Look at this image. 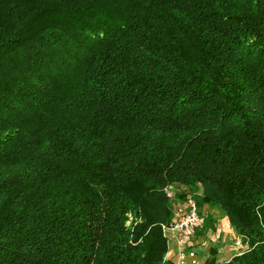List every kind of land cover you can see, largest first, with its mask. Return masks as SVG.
Returning a JSON list of instances; mask_svg holds the SVG:
<instances>
[{
  "label": "trees",
  "instance_id": "obj_1",
  "mask_svg": "<svg viewBox=\"0 0 264 264\" xmlns=\"http://www.w3.org/2000/svg\"><path fill=\"white\" fill-rule=\"evenodd\" d=\"M172 186L264 264V0H0V264H176Z\"/></svg>",
  "mask_w": 264,
  "mask_h": 264
},
{
  "label": "crops",
  "instance_id": "obj_2",
  "mask_svg": "<svg viewBox=\"0 0 264 264\" xmlns=\"http://www.w3.org/2000/svg\"><path fill=\"white\" fill-rule=\"evenodd\" d=\"M174 198L175 219L179 211L185 206L190 196H198L200 201L201 188L194 191L189 187L172 186ZM200 210L206 216L207 228L199 230L190 244L182 242L181 236L167 230L169 250L167 255L174 259L176 264H203L210 256H215L219 261L229 260L244 250L239 244L241 238L236 228L230 223L226 213L209 202H200ZM210 222H214V228ZM208 223V224H207ZM204 228V227H203Z\"/></svg>",
  "mask_w": 264,
  "mask_h": 264
},
{
  "label": "built area",
  "instance_id": "obj_3",
  "mask_svg": "<svg viewBox=\"0 0 264 264\" xmlns=\"http://www.w3.org/2000/svg\"><path fill=\"white\" fill-rule=\"evenodd\" d=\"M172 195L171 189L169 192ZM206 222V216L200 210L199 204L194 196L187 198L185 206L179 211L177 217L166 227L167 230H171L179 234L182 242L190 244L193 241L196 233L201 230ZM242 239H239L241 245Z\"/></svg>",
  "mask_w": 264,
  "mask_h": 264
},
{
  "label": "rangeland",
  "instance_id": "obj_4",
  "mask_svg": "<svg viewBox=\"0 0 264 264\" xmlns=\"http://www.w3.org/2000/svg\"><path fill=\"white\" fill-rule=\"evenodd\" d=\"M194 198L196 199V200H198L197 198H198V196H194ZM210 224H211V226L214 228V222H210ZM204 228H202L201 230H203ZM242 248L244 247V249L247 247V245H244L243 243L240 245Z\"/></svg>",
  "mask_w": 264,
  "mask_h": 264
}]
</instances>
